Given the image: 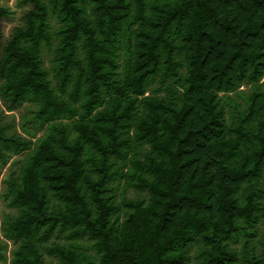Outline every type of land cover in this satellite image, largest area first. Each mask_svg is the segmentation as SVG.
<instances>
[{"label":"trees","instance_id":"obj_1","mask_svg":"<svg viewBox=\"0 0 264 264\" xmlns=\"http://www.w3.org/2000/svg\"><path fill=\"white\" fill-rule=\"evenodd\" d=\"M19 3L5 40L0 4V97L24 108L23 133L0 117V163L22 155L10 264H264V0ZM121 181L145 196L117 202Z\"/></svg>","mask_w":264,"mask_h":264},{"label":"rangeland","instance_id":"obj_2","mask_svg":"<svg viewBox=\"0 0 264 264\" xmlns=\"http://www.w3.org/2000/svg\"><path fill=\"white\" fill-rule=\"evenodd\" d=\"M0 4L7 5L10 7L12 13L9 18H3L1 20V26L3 31V38L4 40L8 38L13 31V29L22 24V15L24 11L27 9L25 5H21L19 3V0H0ZM52 56V51L48 50L47 47H43V58L45 61V66H50V58ZM24 111V108H19L14 111H8L3 106V101L0 97V112H1V120L3 121H10L15 126L18 132L23 133L20 122H21V114ZM44 130L39 131L37 133V137L40 136ZM36 138H34L35 140ZM19 157H22V155H14L7 164H1L0 163V254L6 255L7 259L2 260L0 258V264H10L11 263V257H12V248L14 246V243L11 239L6 237L3 233L2 229V221L6 214H10L14 211V208L11 207L8 202L3 198V191L5 182L4 179L8 176L10 171V166L13 163V161L17 160ZM114 193L116 194L117 202H120L121 200V193L123 190H125L126 196L131 198H140L145 196L144 193L138 192L133 187H127L125 188L123 186V182L117 183L114 185ZM60 238L57 236L58 234L55 232L56 236H53L50 240H48V243H51L54 240L59 241H65L64 235L62 233H59ZM80 242H82L86 246L87 252H92L93 249L91 248V241L87 240L86 238L79 239ZM44 258L47 262L58 264L57 258L49 255L47 252L44 251L43 253Z\"/></svg>","mask_w":264,"mask_h":264}]
</instances>
